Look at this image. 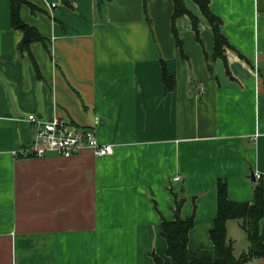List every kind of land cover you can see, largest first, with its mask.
Segmentation results:
<instances>
[{"label": "crops", "instance_id": "crops-1", "mask_svg": "<svg viewBox=\"0 0 264 264\" xmlns=\"http://www.w3.org/2000/svg\"><path fill=\"white\" fill-rule=\"evenodd\" d=\"M28 1L40 11L24 6L22 18L45 39L31 46L36 66L0 0V264L170 262L162 223L181 187L182 218L195 213L189 248L213 250L218 182L235 203L264 186V0H210L226 60L194 0L184 4L197 29L173 21L174 0H150L147 16L144 0ZM31 115L92 128L113 153L26 157ZM227 233L239 258L250 247L241 222Z\"/></svg>", "mask_w": 264, "mask_h": 264}, {"label": "trees", "instance_id": "trees-1", "mask_svg": "<svg viewBox=\"0 0 264 264\" xmlns=\"http://www.w3.org/2000/svg\"><path fill=\"white\" fill-rule=\"evenodd\" d=\"M65 3L69 4L64 0ZM99 8L110 0H97ZM150 0H144V11L147 16V4ZM200 7L204 17L209 21L215 38V59L226 60L225 48L231 47L229 41L222 32V20L212 13L210 0H194ZM11 2V26L20 32L23 38L19 44L20 53H28L32 58L31 46L34 43H45L37 29L26 24L22 18V8L28 6L33 13L40 10L28 0H10ZM175 12L173 21L189 16L193 21L194 28H198V21L187 10L184 0H174ZM174 31H176L174 29ZM178 40V39H177ZM178 43L180 41L178 40ZM35 61V59L33 58ZM36 66V61L34 62ZM37 71L38 68L36 67ZM162 81L171 92L175 90V77L170 75L163 65ZM175 200L174 220H163L162 236L167 242V256L170 262H165L161 257L152 254L155 264H247L253 259H264V186L258 184L254 188L252 202H231L228 194V185L220 180L217 186L218 212L214 221V227L210 232V238L214 245L213 250H193L189 248V235L194 227L195 213L183 219L181 209L185 203L184 189L181 187L177 192L171 191ZM195 212V211H194ZM238 220L247 234L250 247L239 258L234 254V245L228 238L227 223Z\"/></svg>", "mask_w": 264, "mask_h": 264}, {"label": "built area", "instance_id": "built-area-1", "mask_svg": "<svg viewBox=\"0 0 264 264\" xmlns=\"http://www.w3.org/2000/svg\"><path fill=\"white\" fill-rule=\"evenodd\" d=\"M54 7L56 6L53 5L52 8ZM28 122L33 126L34 137L32 143L22 151L26 157L45 158L56 155L70 159L85 149L92 150L97 157L113 153V146L102 145L92 128H80L68 119L55 116L52 120H44L31 115ZM256 178L261 179V175H256ZM180 180V177H175L173 183Z\"/></svg>", "mask_w": 264, "mask_h": 264}]
</instances>
